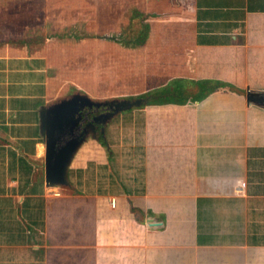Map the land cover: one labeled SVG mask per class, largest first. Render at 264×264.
I'll return each mask as SVG.
<instances>
[{
    "label": "crops",
    "instance_id": "crops-1",
    "mask_svg": "<svg viewBox=\"0 0 264 264\" xmlns=\"http://www.w3.org/2000/svg\"><path fill=\"white\" fill-rule=\"evenodd\" d=\"M71 5L91 51L143 57L137 97L174 79L219 85L120 113L76 150L69 184L49 187L40 113L65 91L46 52L1 47L0 264H264V0ZM130 10L148 25L141 46L117 42Z\"/></svg>",
    "mask_w": 264,
    "mask_h": 264
},
{
    "label": "rangeland",
    "instance_id": "rangeland-1",
    "mask_svg": "<svg viewBox=\"0 0 264 264\" xmlns=\"http://www.w3.org/2000/svg\"><path fill=\"white\" fill-rule=\"evenodd\" d=\"M72 1L0 0V48L27 46L31 53L46 52L52 59V77L65 91L62 98L77 92L74 83L83 85L87 82L107 85V92L94 95L100 97V101L140 96L135 88L141 78L137 62L143 63V57H139L133 48H124L118 53L111 51L106 59L98 49L91 51L89 46L95 44L85 46L79 39L89 31L84 28L83 13L75 15L73 12ZM124 20L117 42L129 38L139 29L134 10L127 12ZM120 61H124L122 67ZM178 63L175 64L179 66ZM93 135L89 134L87 139L92 141Z\"/></svg>",
    "mask_w": 264,
    "mask_h": 264
},
{
    "label": "water",
    "instance_id": "water-1",
    "mask_svg": "<svg viewBox=\"0 0 264 264\" xmlns=\"http://www.w3.org/2000/svg\"><path fill=\"white\" fill-rule=\"evenodd\" d=\"M154 98V95H148L132 99L94 101L87 95L76 92L44 107L40 113V122L45 145L44 178L47 186L62 187L69 184L68 166L89 133L95 135L99 132L103 135L106 124L115 116L147 105ZM255 98L253 95L250 97L254 101ZM90 111L98 113L83 126V116Z\"/></svg>",
    "mask_w": 264,
    "mask_h": 264
},
{
    "label": "trees",
    "instance_id": "trees-1",
    "mask_svg": "<svg viewBox=\"0 0 264 264\" xmlns=\"http://www.w3.org/2000/svg\"><path fill=\"white\" fill-rule=\"evenodd\" d=\"M148 25L141 22L139 30L134 32L129 38L118 41L125 46H141L147 38ZM115 39V38H113ZM219 84L212 85L208 82H197L182 79H174L169 82L165 87L151 91L141 97L154 95V100L150 104H178L182 105L187 102L199 101L202 96L212 92ZM196 88V92L192 91ZM98 141H101L100 134Z\"/></svg>",
    "mask_w": 264,
    "mask_h": 264
},
{
    "label": "flooded vegetation",
    "instance_id": "flooded-vegetation-1",
    "mask_svg": "<svg viewBox=\"0 0 264 264\" xmlns=\"http://www.w3.org/2000/svg\"><path fill=\"white\" fill-rule=\"evenodd\" d=\"M98 112H93V111H90V112H86L85 115L83 116V122H82V125L84 126L86 123H88L92 117L94 115H96ZM99 132H97L98 134Z\"/></svg>",
    "mask_w": 264,
    "mask_h": 264
},
{
    "label": "built area",
    "instance_id": "built-area-1",
    "mask_svg": "<svg viewBox=\"0 0 264 264\" xmlns=\"http://www.w3.org/2000/svg\"><path fill=\"white\" fill-rule=\"evenodd\" d=\"M244 191V186L242 184H240L237 189H236V192L237 193H242Z\"/></svg>",
    "mask_w": 264,
    "mask_h": 264
}]
</instances>
